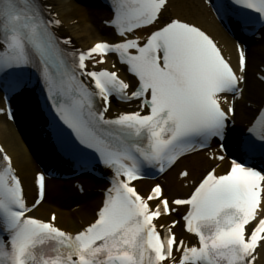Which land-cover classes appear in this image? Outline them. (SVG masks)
Listing matches in <instances>:
<instances>
[{"label":"snow or ice","instance_id":"6c2138e0","mask_svg":"<svg viewBox=\"0 0 264 264\" xmlns=\"http://www.w3.org/2000/svg\"><path fill=\"white\" fill-rule=\"evenodd\" d=\"M168 4L111 0L106 23L118 39L84 51L56 34L60 21L50 9L45 15L41 0H0L6 114L13 117V97L38 88L47 132L59 151L78 168H99L107 179L94 219L68 231L54 212L47 219L31 214L47 198L45 175H37V196L29 204L11 157L0 147V264H258L264 167L250 161L264 160V106L242 137L244 158L232 156L222 173L217 164L191 180L188 194L172 198L159 183L147 194L136 186L146 169L165 173L213 141L218 152L209 158L225 161L246 83V49L239 47L234 68L199 26L164 19ZM217 12L238 31L264 28V0H221ZM109 56L116 60L105 67ZM118 64L132 79L122 78ZM113 100L135 107L113 112ZM179 175L190 180L187 170ZM181 222L194 243L177 237Z\"/></svg>","mask_w":264,"mask_h":264},{"label":"bare ground","instance_id":"6f19581e","mask_svg":"<svg viewBox=\"0 0 264 264\" xmlns=\"http://www.w3.org/2000/svg\"><path fill=\"white\" fill-rule=\"evenodd\" d=\"M50 4L54 5V9L56 12H59L60 19L62 20L66 31L80 46L87 48L94 42L101 41L102 37H104L102 34L103 32L100 33L96 26L92 24V20L96 19L91 16L89 10L86 9V7H80L79 4L74 0H50ZM76 7H80L81 12L86 15V19L80 23H75L73 19L69 17ZM197 9H194V11L190 10L195 21L206 25L209 30L219 34L215 25L208 21L204 11V5L200 8V10ZM180 11H182L180 8H174V13H178ZM98 12L103 13L104 9H99ZM94 13L96 14L97 12L94 11ZM248 52L249 65L247 67L244 97L240 102L237 103L238 117L241 116L242 110L245 107V103L249 101L253 104H257L264 97V84L256 78V73L264 74L262 69L264 68V45L251 47ZM109 65L110 63L108 62L107 66ZM246 110L250 111L251 108H247ZM0 140L2 141L6 151L12 157L14 167L18 170L23 178L26 193L31 196L35 189V181L33 178H31V173L36 168V161L33 152L24 142L22 136L20 135V130H18L13 124L2 121L1 118ZM31 140L35 141V137H33ZM145 183L147 182L140 181L139 185ZM59 196L62 195L60 194ZM61 200H63V197H61ZM101 200L102 198L99 195L94 194L92 200L73 210L63 211L59 209L57 211L58 222L68 228L69 231L75 232L81 226L87 225V223L94 219V214H92V205H100ZM56 203L60 204V202ZM46 208H48V206L42 204L38 209L35 210V213L40 216H46ZM74 216H77L79 219H74ZM80 223L83 224L81 225ZM258 264H264V250H261Z\"/></svg>","mask_w":264,"mask_h":264},{"label":"rangeland","instance_id":"374dc122","mask_svg":"<svg viewBox=\"0 0 264 264\" xmlns=\"http://www.w3.org/2000/svg\"><path fill=\"white\" fill-rule=\"evenodd\" d=\"M83 13L81 12V8L80 7H76L73 11H72V14L69 16V17H75L77 16V19L76 20H80L81 18H83ZM50 211V208H48V211H47V214L48 212Z\"/></svg>","mask_w":264,"mask_h":264}]
</instances>
